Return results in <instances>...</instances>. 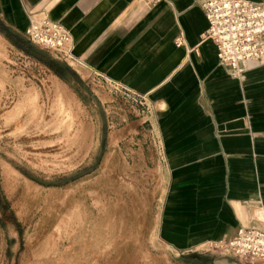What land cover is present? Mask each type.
I'll return each mask as SVG.
<instances>
[{"label":"crops","instance_id":"crops-1","mask_svg":"<svg viewBox=\"0 0 264 264\" xmlns=\"http://www.w3.org/2000/svg\"><path fill=\"white\" fill-rule=\"evenodd\" d=\"M204 1L0 0V36L16 43L30 17H48L70 31L72 57L106 81L110 101L143 100L148 112L121 115L116 136L124 151L144 140L155 157L159 240L187 254L182 264H238L205 254L241 226L264 230V60L231 77L204 38Z\"/></svg>","mask_w":264,"mask_h":264},{"label":"rangeland","instance_id":"rangeland-1","mask_svg":"<svg viewBox=\"0 0 264 264\" xmlns=\"http://www.w3.org/2000/svg\"><path fill=\"white\" fill-rule=\"evenodd\" d=\"M16 39L22 48L0 36V264H182L158 237L155 157L116 136L121 115L148 106L110 101L72 42ZM214 244L208 260L243 264Z\"/></svg>","mask_w":264,"mask_h":264},{"label":"built area","instance_id":"built-area-1","mask_svg":"<svg viewBox=\"0 0 264 264\" xmlns=\"http://www.w3.org/2000/svg\"><path fill=\"white\" fill-rule=\"evenodd\" d=\"M161 1L147 0L152 6ZM203 10L209 23L204 38L215 42L220 66L241 80L249 63L264 60V3L205 0ZM26 34L32 44L60 52L72 42L70 31L48 17H30ZM184 44L182 38L176 40L178 47ZM214 248L232 254L243 264L264 261V230L241 226L235 237L215 243Z\"/></svg>","mask_w":264,"mask_h":264},{"label":"trees","instance_id":"trees-1","mask_svg":"<svg viewBox=\"0 0 264 264\" xmlns=\"http://www.w3.org/2000/svg\"><path fill=\"white\" fill-rule=\"evenodd\" d=\"M0 32L1 33H5L1 28H0ZM6 34V33H5ZM8 38H10L11 39V37H9V35H8ZM17 47H19V48H22L20 45H18V42H16V43H14Z\"/></svg>","mask_w":264,"mask_h":264}]
</instances>
